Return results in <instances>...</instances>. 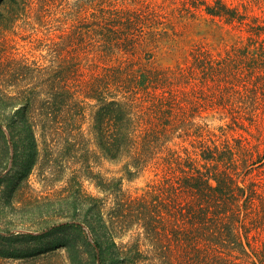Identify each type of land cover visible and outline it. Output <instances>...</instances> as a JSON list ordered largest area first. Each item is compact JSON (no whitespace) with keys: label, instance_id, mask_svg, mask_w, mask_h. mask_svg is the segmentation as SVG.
I'll return each instance as SVG.
<instances>
[{"label":"trees","instance_id":"trees-1","mask_svg":"<svg viewBox=\"0 0 264 264\" xmlns=\"http://www.w3.org/2000/svg\"><path fill=\"white\" fill-rule=\"evenodd\" d=\"M175 1L189 13L230 24L244 25L249 17L248 7L242 11L225 0ZM153 15L146 6L80 17L78 47L102 57L128 53L127 34L144 32ZM255 33L263 38L259 53L233 46L215 55L197 46L185 67L106 64L85 77L79 56L73 73L62 70L59 87L49 73L40 103L29 101L14 113L0 105V167L19 161L28 172L38 154L39 128L48 135L87 133L97 141L96 157L124 163L128 177L155 173L137 197L125 194L120 180L92 173L115 201L107 220L103 199L79 203L100 263L264 264V129L257 124L264 114V27ZM210 109L231 120L219 127L220 135L203 124ZM121 230L131 239L119 248L111 237Z\"/></svg>","mask_w":264,"mask_h":264},{"label":"rangeland","instance_id":"rangeland-1","mask_svg":"<svg viewBox=\"0 0 264 264\" xmlns=\"http://www.w3.org/2000/svg\"><path fill=\"white\" fill-rule=\"evenodd\" d=\"M225 1L242 11L248 7L246 24H230L205 12L189 13L175 0H0V105L12 106L14 113L29 101L40 103L49 90V73L59 87L62 70L73 73L79 56L84 60L82 73L88 77L102 72L106 64L185 67L197 46L215 55L226 54L233 46H251L259 53L263 38L255 31L264 27V0ZM146 6L154 12L153 20L144 32L127 34L128 53L102 57L79 49L74 34L80 17L90 20L102 8L141 10ZM204 116L207 120L198 122L219 135V127L231 122L228 114L213 109ZM257 124L264 129V114ZM259 130L252 131L257 135ZM36 134L38 154L28 172L19 161L7 169L5 164L0 167V264H102L97 240L84 222L79 203L103 199L107 220L115 201L97 187L92 173L120 180L124 193L137 197L155 179L154 171L128 177L124 163L96 157L97 141L87 133L82 137L48 135L39 128ZM15 141L25 145L24 140ZM186 146L191 148V143ZM119 235L111 239L122 248L131 237L124 230Z\"/></svg>","mask_w":264,"mask_h":264}]
</instances>
